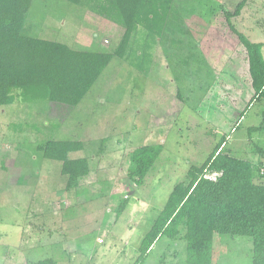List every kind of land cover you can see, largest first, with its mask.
Wrapping results in <instances>:
<instances>
[{
	"label": "rangeland",
	"instance_id": "obj_1",
	"mask_svg": "<svg viewBox=\"0 0 264 264\" xmlns=\"http://www.w3.org/2000/svg\"><path fill=\"white\" fill-rule=\"evenodd\" d=\"M241 1L174 0L194 37L185 36L187 48L169 45L165 56L162 44L151 46L156 56L150 67L141 27L129 57H114L77 106L24 102L17 90L14 103L0 105V264H36L48 257L60 264H135L175 185L220 141L225 139L227 152L263 167L254 146L264 147V98L234 128L254 89L246 50L221 8L234 12ZM94 6L91 0H32L26 27L74 49L113 51L124 27ZM231 21L250 40L264 42V0H247ZM134 53H143L137 58L141 68L131 64ZM253 126L260 130L250 132ZM49 139L84 143L69 154L91 165L77 187L68 189L62 162L38 149ZM156 143L163 150L138 185L127 175L130 155ZM184 233L161 237L139 264H185ZM251 253V237L215 233V264H243Z\"/></svg>",
	"mask_w": 264,
	"mask_h": 264
},
{
	"label": "trees",
	"instance_id": "obj_2",
	"mask_svg": "<svg viewBox=\"0 0 264 264\" xmlns=\"http://www.w3.org/2000/svg\"><path fill=\"white\" fill-rule=\"evenodd\" d=\"M68 1L77 5L89 2ZM91 1L97 4L94 11L124 27L113 51L74 49L66 43L32 35L26 27L32 0H0V105L14 103L16 90L24 102L79 105L114 57H129L131 40L139 27L160 39L166 56L169 45L174 49L187 48L178 35H191L190 29L174 0ZM246 1L242 0L234 12L221 8L246 50L254 89L234 128L248 108L264 98V42L250 40L231 21L240 14ZM174 53L178 55V52ZM130 57L131 64L141 68L137 65V58ZM194 59L192 56L191 60ZM186 63L191 64L188 58ZM196 70L200 71L199 68ZM259 130L260 126L249 129L250 132ZM224 144L225 139L215 146L201 165L189 168L185 182L175 185L151 229L143 237L135 264L147 257L161 237L173 240L182 231L187 242L185 264H215L214 235L217 232L251 237L252 253L249 261L243 264H264V165L256 166L251 160L227 152ZM83 148L82 141L69 139H49L38 146L44 157L62 162L61 171L67 176L68 189L77 187L80 179L91 171L88 158L69 157L71 152ZM254 148L264 157V147L255 144ZM162 150L161 143L135 148L130 155L127 175L138 185L143 184ZM210 173H219V176L213 179L207 176ZM258 177L261 182L256 181ZM36 264L58 263L48 257Z\"/></svg>",
	"mask_w": 264,
	"mask_h": 264
},
{
	"label": "crops",
	"instance_id": "obj_3",
	"mask_svg": "<svg viewBox=\"0 0 264 264\" xmlns=\"http://www.w3.org/2000/svg\"><path fill=\"white\" fill-rule=\"evenodd\" d=\"M186 25L188 26V28H189V23L187 22L186 23ZM190 29V28H189ZM138 30H141V27H139L138 28ZM144 31V30H143ZM146 31V30H145ZM147 33V32H146ZM147 36V43L149 44V46L147 47L148 48V50L149 51H147V53H145V56L146 57H148V59H149V61H151V66L150 67H153L155 64H154V59H155V56H156V54H155V56L153 55V53L150 51V49H151V46H152V48H156V46H157V44H159V45H161V43H160V39L158 38V37H152L149 33H147L146 34ZM188 34H186L185 36H187ZM184 36V35H183ZM182 35L180 36V35H178V38L179 39H182L184 42H185V36L183 37ZM188 36H190L192 39H194V37H192L191 35H188ZM167 44H169V43H167ZM162 47V46H161ZM163 48V47H162ZM97 50H100V49H97ZM132 50H133V48H132ZM137 52H140L139 50H136ZM164 51V50H163ZM157 53V52H156ZM164 54H165V52H164ZM179 54V53H178ZM140 56L141 55H143V53H140L139 54ZM137 53H134V57H136V58H138V56H139ZM173 55H176L175 53H173ZM165 56H166V54H165ZM54 258V257H53ZM56 261H57V263L58 264H60L59 263V260L58 259H56V258H54Z\"/></svg>",
	"mask_w": 264,
	"mask_h": 264
}]
</instances>
